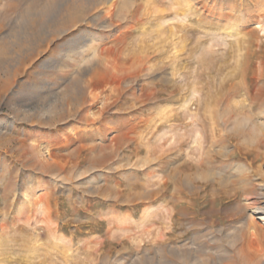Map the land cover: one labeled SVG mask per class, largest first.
<instances>
[{"label": "rangeland", "instance_id": "rangeland-1", "mask_svg": "<svg viewBox=\"0 0 264 264\" xmlns=\"http://www.w3.org/2000/svg\"><path fill=\"white\" fill-rule=\"evenodd\" d=\"M0 264H264V0H0Z\"/></svg>", "mask_w": 264, "mask_h": 264}, {"label": "bare ground", "instance_id": "bare-ground-1", "mask_svg": "<svg viewBox=\"0 0 264 264\" xmlns=\"http://www.w3.org/2000/svg\"><path fill=\"white\" fill-rule=\"evenodd\" d=\"M259 139H260V138H259ZM260 140H261V139H260ZM258 143H259V142H258ZM254 203L256 204V202L251 201V200L248 199V204H249L250 206L253 205ZM253 206H254V205H253ZM254 207H255V206H254ZM259 213H260V212H259ZM259 216H260V215H259ZM251 217H252V216H251ZM251 217H250V218H251Z\"/></svg>", "mask_w": 264, "mask_h": 264}]
</instances>
